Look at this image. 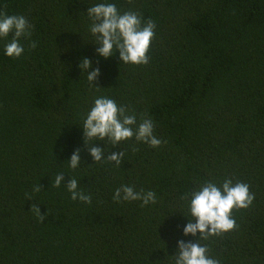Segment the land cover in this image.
Returning a JSON list of instances; mask_svg holds the SVG:
<instances>
[{"label": "trees", "instance_id": "16d2710c", "mask_svg": "<svg viewBox=\"0 0 264 264\" xmlns=\"http://www.w3.org/2000/svg\"><path fill=\"white\" fill-rule=\"evenodd\" d=\"M90 2L0 0V13L31 25L19 59L0 46V264H169L176 240L193 239L181 235L182 198L226 178L254 199L231 210L232 230L202 243L220 264H264V0H114L155 24L144 65L94 54ZM81 56L100 67L101 88L80 77ZM98 95L151 118L162 143H106V154L124 153L120 166L93 163L78 128ZM58 173L91 203L54 187ZM122 184L156 203L113 201Z\"/></svg>", "mask_w": 264, "mask_h": 264}, {"label": "clouds", "instance_id": "9594fccd", "mask_svg": "<svg viewBox=\"0 0 264 264\" xmlns=\"http://www.w3.org/2000/svg\"><path fill=\"white\" fill-rule=\"evenodd\" d=\"M86 11L82 12L88 20L87 32L94 46V54L103 60L117 56L120 64L144 65L148 63L150 41L154 36L155 24L151 20L142 21L136 11H121L114 0H91L86 3ZM81 13V12H80ZM78 13V15L80 14ZM31 25L23 15H5L0 13V46L3 55L11 59H19L25 53L24 40L30 39ZM35 42L31 47H35ZM80 77L83 75L89 88L97 89L101 76L99 66H93L92 59L81 56L76 63ZM83 149L93 163L114 162L121 164L124 153L109 151L105 153V144L112 149L123 142L135 140L152 148L158 147L162 141L154 135V123L151 118L141 116L137 119L116 100L105 96H94L87 111L81 117ZM103 146H98V145ZM82 149L76 147L66 158L68 168L75 171L83 163ZM68 176V175H67ZM65 187L73 201L90 204L92 197L79 187L75 177L58 173L53 181L54 187ZM113 201L136 202L141 206L156 203V194L152 191L136 190L134 186L122 184L112 194ZM186 214H180L186 221L181 230L182 237L193 239H178L169 264H220L218 259L208 255V246L202 241L218 236L234 228L235 220L231 210L248 208L254 199L246 183H233L224 179L222 183L209 181L193 189L183 197ZM39 213V209H37ZM199 233V235H197ZM157 260L162 262L165 260Z\"/></svg>", "mask_w": 264, "mask_h": 264}]
</instances>
